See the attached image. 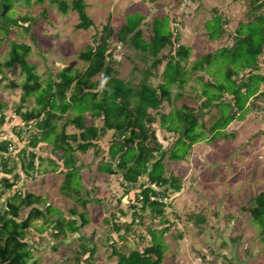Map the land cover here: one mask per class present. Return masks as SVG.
Instances as JSON below:
<instances>
[{
  "label": "rangeland",
  "instance_id": "obj_1",
  "mask_svg": "<svg viewBox=\"0 0 264 264\" xmlns=\"http://www.w3.org/2000/svg\"><path fill=\"white\" fill-rule=\"evenodd\" d=\"M64 1L72 5V0ZM3 2L12 5L7 16L23 19L12 24L8 32L0 27V108L5 114L0 143L13 142L8 153L0 149L8 167L13 168L5 174L0 165V180L7 175L11 182L16 181L17 174L16 186L41 198L37 204L22 209L18 221L24 220L32 207L46 214L34 217L23 229L25 250H29L25 264H117L119 254L142 250L154 242L165 247L161 264H264V227L250 209L257 206L256 196L264 193V94L251 96L248 110L218 132L211 127L221 109L215 104L202 107L207 98L203 90L213 92L223 80L218 51L232 47L242 37L237 30L256 23L264 9L253 8L250 0H84L86 13L94 21V26L84 29L77 26V11L69 9L63 13L57 0H0V22L4 24ZM135 13L143 17L137 28L142 40L153 39L155 28L163 40L167 39L157 55L162 59L157 68L152 66L153 54L131 44L129 39L122 41L118 35ZM216 15L223 19V30L212 38L210 32L220 22L218 17L213 18ZM106 24L113 30L109 41L110 75L123 80L135 92L143 83L144 71L150 73L146 80L152 85L165 82L163 71L170 52L176 53L181 46L189 48L181 80L172 85L170 97L161 102L159 109H150L157 121L152 124L155 136L147 143L150 147L162 145L154 160L163 156L164 175L179 178L181 186L167 192L163 217L151 208H142L136 198L139 186L133 188L126 183L125 169L115 164V173L99 169L101 162L109 159L107 150L116 137L113 130L103 132L95 140L98 147L84 152L78 148L80 141L70 137L80 133L72 122L76 111L56 110L49 120L55 130L51 141L31 146L32 136H39L41 129L35 118L27 124L20 116V111L38 107L34 95L48 86L49 78L58 80L56 75L62 68L68 67L77 76L85 71L88 62L80 53L97 43ZM13 41L29 47L25 59L34 66L36 82L19 63L5 65ZM259 61L262 66L258 71L264 73V50ZM102 73L90 77L99 82L100 90L104 83ZM248 76V69L244 68L232 77L240 82ZM27 85L35 88L31 90ZM260 90L264 91V84ZM221 100L232 102V96L223 94ZM180 107L197 115L202 123L198 127L201 139L187 147L183 158L172 159L170 149L175 147L179 134L162 126L160 116ZM84 114L87 124L93 123L90 114ZM95 124L101 125V121L96 120ZM63 131L70 135L66 141L74 149L79 169V179L75 181L81 183L78 188L65 191L62 188L68 168L62 158L63 149L56 148L62 143ZM146 180L147 176H142L139 183ZM126 185L130 192L125 191ZM150 187L160 191L166 185ZM9 193L7 190L0 194L4 207ZM84 197L91 200L83 205ZM73 208L77 209L76 214L72 213ZM83 211L86 222L80 217ZM60 217L74 220L78 231L57 233L54 221ZM115 223L121 225L118 231ZM83 247L87 252L82 251Z\"/></svg>",
  "mask_w": 264,
  "mask_h": 264
},
{
  "label": "trees",
  "instance_id": "obj_2",
  "mask_svg": "<svg viewBox=\"0 0 264 264\" xmlns=\"http://www.w3.org/2000/svg\"><path fill=\"white\" fill-rule=\"evenodd\" d=\"M250 1L253 8L264 9V0ZM25 2L30 3V0H25ZM6 3L3 2L5 5L3 16H5L6 24L0 22V27L8 32L12 24H19L23 18L13 19L7 16V11L12 5ZM57 3L58 8L63 13H67L69 9L77 11L80 18L78 27L87 29L94 26L93 19L86 13L84 0H72V5L64 0H57ZM219 16H215L220 19V22L216 28H213L212 33H217L223 28V19ZM142 20L141 14L128 17L126 24L118 31V35L122 41L129 39L131 44L136 47L142 46L144 50L153 54L155 59L152 66L157 68L159 63L162 62V59L158 58L157 55L164 47L167 39L163 40L155 28L156 34L153 39L150 41L142 40L140 29L137 30ZM237 32L242 34V37L236 39L232 47L221 48L217 53L221 57L220 61L224 69V72H221L220 75L223 80L219 81L213 92H210L208 88L203 90L207 98L202 102V107L207 108L215 104L221 109L220 117L211 127V130L217 132L224 129L238 114L241 115L248 110V101L251 96L264 94V91L260 90V85L264 84V73L258 71L262 66L259 56L264 50V15L258 16L256 23L246 24L243 30H237ZM112 33L111 25L106 24L97 43L86 46V49L80 53V57L88 62L85 71L77 76L68 67L62 68L56 75L58 80L54 81V79L49 78L48 86L37 91L34 95L38 107L32 111H20V116L27 124L30 119L35 118L37 126L41 129L40 135L32 136L30 142L31 146H36L40 141H51V135L54 134L55 130L49 120L51 115H54L53 111L61 110L62 113L69 109L76 111L77 114L72 122L80 130L78 137L67 135L63 131L62 143L56 145V148L63 149L62 158L68 168L62 188L63 191L81 186L80 181H75V178L79 179V169L76 167L77 158L74 149L69 142L67 143L66 138L73 137L75 141H80L78 148L85 152L91 147L99 146L95 140L103 132L113 130L116 137L107 150L109 159L106 162H101L99 169L107 173H115L113 164L119 169H125L123 176L126 183L131 184L133 188L139 186L136 198L141 202L142 208L145 210L151 208L160 215L159 217H163L161 214H163L165 202L153 199V197L165 198L170 189L177 191L181 186L179 178L173 175L170 177L164 175L163 156L154 160L162 145L157 144L155 147H150L147 143L151 136H155V129L152 124L157 121V116L150 112V109H159L161 102L166 97H170L169 93L172 85L181 80L186 72L183 63L187 61L189 48L181 46L178 47L176 53L170 52V58L163 71L165 82L157 86L152 85L146 80L150 73L144 71L143 83L135 92V89L127 86L123 80L113 78L110 75L108 66L109 56L111 55L109 41ZM131 33H133L132 36L129 35ZM138 39L141 41H138ZM169 41L172 42L170 39ZM28 48L27 45L13 41L11 43L10 58L5 65L13 66L15 63H19L28 72L31 79L37 80L33 72L34 66L25 59V52ZM200 62L201 59L197 61V66ZM231 65H234L235 68L233 69ZM244 68L248 69V78L241 79L240 82L233 79L232 76L237 74V70ZM99 72H103L102 81L104 83L101 90L98 81L90 80V77ZM25 87H29L31 90L35 88L31 85ZM223 94L231 95L232 102L222 101ZM23 100H25L24 97ZM21 108L22 106L19 110ZM232 108H235L233 112L231 111ZM86 112L93 118V123L87 124L88 121L84 114ZM96 120H100L101 125H96ZM160 120L162 126L179 134L175 147L170 149L169 158H183L187 152V147L201 139L198 127L202 126V123H199L195 113L184 111V108L180 107L173 109L168 114L161 113ZM4 122L5 114L0 108V126ZM12 143L10 140H3L0 143V149L8 153ZM31 154L34 157V153ZM2 156L0 155L1 170L5 174H9L13 171V168L8 167L7 158L4 159ZM145 175L147 180L139 183L140 178ZM17 181V174L16 181L11 182L7 175L0 180V194L5 193L7 190L10 191L4 202L5 207L0 204V264H25L29 256V250H25L26 243L23 241V229L29 225L34 217L46 215L38 207H32L24 220H17L22 209L37 204L41 199L33 193L21 190L16 186ZM150 184L166 185V187L159 191L158 189H152ZM125 191L130 192L127 185ZM89 200L91 199L84 197L81 202L84 205ZM255 200L257 206L250 209L254 214V219L264 227V193L257 195ZM48 210L50 211V209ZM76 212L77 209L73 208L72 213L76 214ZM80 217L86 222L87 218L84 211L80 213ZM134 223L133 219L132 226ZM114 226L117 231L121 228V225L117 223ZM125 226L128 228V225ZM54 228L57 233L66 234L67 231H78L79 225L74 220L66 221L64 217H60L54 221ZM152 236L155 239L157 238L154 232ZM164 248L162 244L154 242L142 250L134 249L129 254L121 253L117 264H161ZM89 250L92 252L94 249ZM82 251L87 252L86 247H83Z\"/></svg>",
  "mask_w": 264,
  "mask_h": 264
},
{
  "label": "crops",
  "instance_id": "obj_3",
  "mask_svg": "<svg viewBox=\"0 0 264 264\" xmlns=\"http://www.w3.org/2000/svg\"><path fill=\"white\" fill-rule=\"evenodd\" d=\"M215 17V16H214ZM213 17V18H214ZM206 25V24H205ZM222 30H223V28H222ZM222 30L221 31H219V32H217V33H212V32H210V35H211V37L212 38H215V37H218L219 35H220V33L222 32ZM217 39V38H216ZM86 198H89L90 199V197H86ZM123 213V212H122Z\"/></svg>",
  "mask_w": 264,
  "mask_h": 264
},
{
  "label": "built area",
  "instance_id": "obj_4",
  "mask_svg": "<svg viewBox=\"0 0 264 264\" xmlns=\"http://www.w3.org/2000/svg\"><path fill=\"white\" fill-rule=\"evenodd\" d=\"M153 199H158L159 201L165 202V200L168 198L167 197L161 198L160 196H158V197H153Z\"/></svg>",
  "mask_w": 264,
  "mask_h": 264
}]
</instances>
